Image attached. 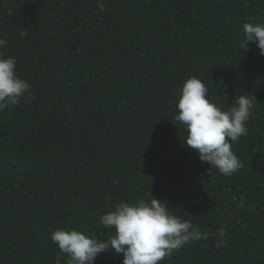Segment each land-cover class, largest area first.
<instances>
[{
  "label": "trees",
  "instance_id": "obj_1",
  "mask_svg": "<svg viewBox=\"0 0 264 264\" xmlns=\"http://www.w3.org/2000/svg\"><path fill=\"white\" fill-rule=\"evenodd\" d=\"M99 3L0 0V53L33 93L0 110V264H67L53 231L107 240L99 218L151 195L206 234L159 264H264V56L242 47L264 0ZM190 77L224 111L252 102L230 176L183 143L174 117Z\"/></svg>",
  "mask_w": 264,
  "mask_h": 264
},
{
  "label": "clouds",
  "instance_id": "obj_2",
  "mask_svg": "<svg viewBox=\"0 0 264 264\" xmlns=\"http://www.w3.org/2000/svg\"><path fill=\"white\" fill-rule=\"evenodd\" d=\"M99 7L104 10L103 3ZM243 32L242 47L247 50L249 42L256 43L259 54L264 56V24L246 22ZM6 46L7 41L0 39V48ZM208 91L201 79L188 78L179 90L174 119L185 126L184 145L209 165V172L230 176L243 167L232 143L247 135L246 122L253 105L245 94H240L234 105L224 111L207 98ZM32 95V86L16 73L15 58H4L0 53V110ZM99 219L105 228L115 230L104 241L75 229L51 233L53 243L67 255V264H95L98 255L109 251L122 254L123 264H159L186 243L206 238L190 221L173 215L164 202L152 195L149 202L119 203Z\"/></svg>",
  "mask_w": 264,
  "mask_h": 264
}]
</instances>
